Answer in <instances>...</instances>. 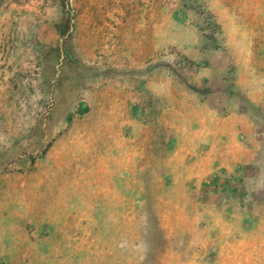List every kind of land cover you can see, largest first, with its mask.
I'll return each mask as SVG.
<instances>
[{"label":"rangeland","instance_id":"1","mask_svg":"<svg viewBox=\"0 0 264 264\" xmlns=\"http://www.w3.org/2000/svg\"><path fill=\"white\" fill-rule=\"evenodd\" d=\"M0 264H264V0H0Z\"/></svg>","mask_w":264,"mask_h":264}]
</instances>
